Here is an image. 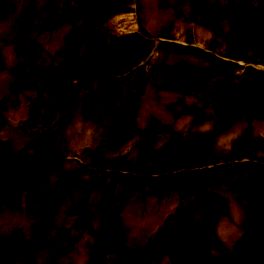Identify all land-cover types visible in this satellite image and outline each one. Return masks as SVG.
Wrapping results in <instances>:
<instances>
[{"label": "rangeland", "instance_id": "rangeland-1", "mask_svg": "<svg viewBox=\"0 0 264 264\" xmlns=\"http://www.w3.org/2000/svg\"><path fill=\"white\" fill-rule=\"evenodd\" d=\"M147 1L0 0V264H264V0Z\"/></svg>", "mask_w": 264, "mask_h": 264}, {"label": "bare ground", "instance_id": "bare-ground-1", "mask_svg": "<svg viewBox=\"0 0 264 264\" xmlns=\"http://www.w3.org/2000/svg\"><path fill=\"white\" fill-rule=\"evenodd\" d=\"M146 4L148 5V7L151 8V1H150V0H148ZM150 13H151V11H150ZM126 16H127V15H126ZM122 18H124V17H123V16H121V17L119 16V17L114 18V19L112 20V21L114 22L115 28H116L117 30H119L120 32H123V33L132 32L133 29H134V26H133V24L130 22L131 20H129V19L127 20V19H125V18L122 19ZM115 84H116V83H115ZM149 92H152V91H149ZM149 94H150V93H148L147 96H148ZM114 95H115V94H114ZM124 95H125V94H124ZM150 95H151V94H150ZM168 95H169V94H168ZM160 96H161V95H160ZM160 96H159V97H160ZM168 97H169V96H168ZM170 98H171V97H170ZM147 100H149V99H146V101H147ZM159 100H160V99H159ZM162 100H163V99H161V102H162ZM144 102H145V101H144ZM144 102L142 101L143 104H144ZM151 102H152V101H151ZM164 102H165V100H164ZM122 103H123V102H122ZM153 103H154V102H153ZM145 104H146V103H145ZM122 105H123V104H122ZM146 105H147V104H146ZM142 106H144V105H142ZM154 106H155V105H154ZM156 106H157V105H156ZM146 107H148V106H146ZM150 107H151V106H150ZM157 107H158V106H157ZM141 109H142V108H141ZM145 109H147V108H145ZM76 110H77V109H76ZM151 110H152V109H151ZM160 110H161V109H160ZM149 111H150V109H149ZM154 111H156V109H155ZM154 111H153V112H154ZM158 111H159V109H158ZM158 111H157V112H158ZM74 112H75V111H74ZM147 112H148V111H147ZM157 112H156V113H157ZM141 113H142V112H141ZM143 113H144V112H143ZM148 113H149V112H148ZM156 113H155V114H156ZM160 113H161V111H160ZM142 115H143V114H142ZM142 115H141V116H142ZM158 115H159V112H158ZM146 116H147V114H146ZM149 118H151V117L149 116ZM149 118H148V119H149ZM142 119H143V118H142ZM144 119H145V118H144ZM168 120H169V119H168ZM184 120H185V119H184ZM142 121H143V120H142ZM147 122H148V120H147ZM178 122H179V121H178ZM181 122H182V120H181L179 123H181ZM180 125H181V124H180ZM180 125H179V126H180ZM80 127H81V126H80ZM263 130H264V129H263ZM72 139H73V138H72ZM70 142H71V141H70ZM73 142H74V141H73ZM73 142H72V143H73ZM75 142H76V141H75ZM75 142H74V143H75ZM72 143H71V144H72ZM73 146H74V145H73ZM73 146H72V147H73ZM134 221H135V220H134ZM134 221H133V222H134ZM133 224H134V223H133ZM222 228H223V227H222ZM224 229H225V228H224ZM227 232H228V231H227ZM231 232H232V231H231ZM231 232H230V233H231ZM77 234H78V233H77ZM225 235H226V234H225ZM233 235H234V234H233ZM231 237H232V236H231ZM77 239H78V238H77ZM80 239H81V237H80ZM79 243H80V242H79ZM81 244H82V243H81ZM80 246H81V245H80ZM78 248H79V245H78ZM80 250H81V249H80ZM80 250H79V251H80ZM82 250H83V249H82ZM76 257H77V256H76ZM79 261H80V260H79ZM76 263H77V262H76Z\"/></svg>", "mask_w": 264, "mask_h": 264}, {"label": "water", "instance_id": "water-1", "mask_svg": "<svg viewBox=\"0 0 264 264\" xmlns=\"http://www.w3.org/2000/svg\"><path fill=\"white\" fill-rule=\"evenodd\" d=\"M5 125V117L3 115V112L0 109V129L3 128Z\"/></svg>", "mask_w": 264, "mask_h": 264}]
</instances>
